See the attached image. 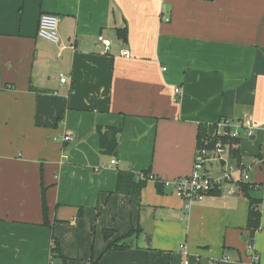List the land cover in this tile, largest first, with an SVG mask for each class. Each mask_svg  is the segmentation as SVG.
<instances>
[{
  "label": "crops",
  "instance_id": "obj_1",
  "mask_svg": "<svg viewBox=\"0 0 264 264\" xmlns=\"http://www.w3.org/2000/svg\"><path fill=\"white\" fill-rule=\"evenodd\" d=\"M44 13L58 45L38 37ZM244 116L240 157L206 169L250 167L264 200V0H0V264H251L240 185L189 212L173 186L115 193L120 172L190 176L199 127Z\"/></svg>",
  "mask_w": 264,
  "mask_h": 264
},
{
  "label": "built area",
  "instance_id": "obj_2",
  "mask_svg": "<svg viewBox=\"0 0 264 264\" xmlns=\"http://www.w3.org/2000/svg\"><path fill=\"white\" fill-rule=\"evenodd\" d=\"M168 21V20H167ZM60 23V18L54 14L44 13L41 15L38 26V37L44 39L52 44L58 45L60 42L58 27ZM99 41L106 48L109 49L111 46V41L106 39L103 36L99 37ZM124 57L130 58L131 55L129 52H122ZM67 78L62 75L61 82L65 83ZM180 89H176V93H179ZM255 126L254 122L249 116H244L237 124V126H232L230 121L222 119L217 123V134L229 136L231 138L241 139V133H244L245 136L251 137L254 135ZM264 134V128H263ZM71 136H66L64 138L65 142L71 141ZM230 153L228 147L221 148L218 145L216 151H207L206 149L198 150L197 159L194 165V170L192 174L188 177L178 178L172 182L163 183L165 186H173L174 192L176 195L181 198L184 202V208L186 212H189L192 205L195 202H199L204 199L207 195L214 193L222 188L226 184H232L234 187H238L242 182H249L248 170L250 167H242L237 172H239V180L234 179L233 172L235 169H231V172H225L222 176L214 177L206 169V164L209 160L214 159L216 161L222 162L224 154ZM264 160V156H263ZM115 164V161L111 162ZM234 170V171H232ZM137 179L142 181H153L157 182L159 179L152 174H145L143 172L137 173ZM255 188L260 189L259 185H255ZM264 192V191H263ZM232 191H229L231 194ZM253 242L249 240L248 250L251 251V264H259L260 257L254 252ZM184 254L188 255L187 250L184 246ZM225 260H228L227 258ZM185 264H188L186 261ZM210 264H214L211 262Z\"/></svg>",
  "mask_w": 264,
  "mask_h": 264
},
{
  "label": "trees",
  "instance_id": "obj_3",
  "mask_svg": "<svg viewBox=\"0 0 264 264\" xmlns=\"http://www.w3.org/2000/svg\"><path fill=\"white\" fill-rule=\"evenodd\" d=\"M119 35L122 39H126V31L122 30L119 31ZM241 143V139L231 138L229 136L218 135L217 134V124L206 126L201 125L199 127L198 136H197V149L203 150L206 149L207 151H216L218 145L221 148L228 147L230 150V154L233 158L238 159L239 155V146ZM148 174V172H143ZM148 181L145 180H138L137 173H130V172H120L118 175V183L115 193L119 195H130V196H139L141 194L142 189L146 186ZM240 184L241 192L244 196H246L250 200V211L248 214V230L249 240L250 242L254 243V237L256 232L260 229V222H261V211L260 206L264 203V200L257 199L251 195L252 191L260 190L255 188V184L249 182H242ZM158 189L163 188L164 185L159 180L156 182ZM261 188V186H260ZM44 203H46L45 194L43 193ZM45 216H47V207H44ZM112 231H106V235L112 234ZM54 248L52 253L55 256L64 258L61 252V248L59 242L56 240L54 242ZM116 249H124L125 246H120L116 243H112V245Z\"/></svg>",
  "mask_w": 264,
  "mask_h": 264
},
{
  "label": "rangeland",
  "instance_id": "obj_4",
  "mask_svg": "<svg viewBox=\"0 0 264 264\" xmlns=\"http://www.w3.org/2000/svg\"><path fill=\"white\" fill-rule=\"evenodd\" d=\"M219 167H220V166L217 167V166L215 165L214 169H216V168H217V169H220ZM232 167H234V165L228 166V167H227V171H228V172H231V171H229V170H231ZM225 168H226V167H225ZM235 171H236V170H235Z\"/></svg>",
  "mask_w": 264,
  "mask_h": 264
},
{
  "label": "water",
  "instance_id": "obj_5",
  "mask_svg": "<svg viewBox=\"0 0 264 264\" xmlns=\"http://www.w3.org/2000/svg\"><path fill=\"white\" fill-rule=\"evenodd\" d=\"M148 241H149V242H148V244H149V243H150V238L148 239Z\"/></svg>",
  "mask_w": 264,
  "mask_h": 264
}]
</instances>
